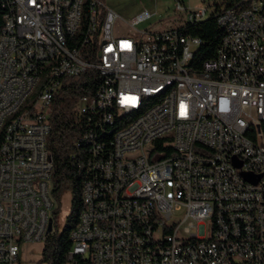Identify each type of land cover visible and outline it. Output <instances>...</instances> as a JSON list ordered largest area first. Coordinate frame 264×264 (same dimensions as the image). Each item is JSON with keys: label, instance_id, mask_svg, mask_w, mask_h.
Wrapping results in <instances>:
<instances>
[{"label": "built area", "instance_id": "built-area-1", "mask_svg": "<svg viewBox=\"0 0 264 264\" xmlns=\"http://www.w3.org/2000/svg\"><path fill=\"white\" fill-rule=\"evenodd\" d=\"M258 1L220 14L218 24H229L230 35L196 71L189 62L200 40L181 26L206 18V7L177 1L178 14L165 27L119 34L117 14L96 0L87 23L93 32L84 34L85 0H6L0 264H15L21 243L42 242L49 233L48 112L61 78L89 68L101 81L75 106L96 115V128L84 139L111 130L127 109H139V116L112 135L107 155L94 161L67 264H264V13ZM148 16L139 15L132 26ZM72 29H80V40L66 48ZM40 61L52 63V79L35 87ZM170 77L180 78L181 87L140 107L141 93ZM218 83H225L223 93H215ZM215 97L223 98V110H216ZM17 103H24V116H16ZM3 119L10 127H2ZM239 131L246 140L238 139ZM102 149L95 142L93 154ZM158 177H166V185H154ZM124 178L132 185L117 193Z\"/></svg>", "mask_w": 264, "mask_h": 264}, {"label": "trees", "instance_id": "trees-1", "mask_svg": "<svg viewBox=\"0 0 264 264\" xmlns=\"http://www.w3.org/2000/svg\"><path fill=\"white\" fill-rule=\"evenodd\" d=\"M251 0H214L211 10L206 18L181 24V31L200 40L189 62L193 70L200 71L206 61L216 57L225 30L218 24V17L227 9L238 10L249 4ZM264 6V0H259ZM207 8V7H206ZM208 9V8H207ZM6 10V0H0V31L3 24V15ZM83 28L88 27V17L91 14L89 7L85 6ZM93 14H96V10ZM102 16L98 18V25ZM79 37L76 35L75 38ZM77 41V40H76ZM76 42H69L75 47ZM101 81L99 73L92 68L86 69L78 75L64 76L56 89L48 112L50 130L47 136V148L53 162L50 195L56 202L60 196L69 191L71 194L70 212L64 225L58 229L56 216L58 204L51 210L52 230L42 241L41 264H67V254L72 245L70 234L79 221L80 213L84 207L82 190L84 183L93 176L94 161L105 157L111 148L112 129H98L94 139L83 138V134L90 128H96L95 112L80 113L76 109L79 97H91ZM90 119H89V118ZM264 137V121L260 126ZM98 142L103 148L96 156L92 148ZM79 261L82 260L78 258ZM87 261V260H84ZM82 262V261H81ZM88 263V262H87ZM81 264H86L82 262Z\"/></svg>", "mask_w": 264, "mask_h": 264}, {"label": "rangeland", "instance_id": "rangeland-1", "mask_svg": "<svg viewBox=\"0 0 264 264\" xmlns=\"http://www.w3.org/2000/svg\"><path fill=\"white\" fill-rule=\"evenodd\" d=\"M183 1L191 9L207 7L208 11L214 0H103L106 6L112 7L119 15L116 30L119 34L135 33L142 30H156L167 25L174 12L176 2ZM211 5V6H208ZM143 13L149 16L142 21L136 22L132 26V21ZM173 24V22H172ZM58 204L56 225L60 229L70 212L71 194L65 191L58 202L54 200V205ZM43 242L31 244L21 243L18 253V261L15 264H41L39 258Z\"/></svg>", "mask_w": 264, "mask_h": 264}, {"label": "bare ground", "instance_id": "bare-ground-1", "mask_svg": "<svg viewBox=\"0 0 264 264\" xmlns=\"http://www.w3.org/2000/svg\"><path fill=\"white\" fill-rule=\"evenodd\" d=\"M17 1V0H9ZM85 6L89 7L91 14L96 10V0H85ZM258 13H264L263 4L258 1ZM225 30L224 36L230 35L229 24H220ZM154 30H149L145 32H153ZM93 24H88L87 30H84V34H92ZM76 35L79 37L75 38ZM80 40V29H72V33L69 36V41H66V48H76L70 47L69 42H77ZM52 79V63L48 61H40V70L37 71V76L35 79V87H43L45 82ZM178 87H181V79L178 77H170L165 79V81L153 88L152 90H147L141 93L140 96V107H148V103L160 102L166 97L171 95L172 91ZM225 91V83H218L215 86V93H223ZM216 110H223V98L215 97ZM25 115L24 103H17L16 116ZM139 116V109H127L117 119V124H113L111 129L113 130L112 135H119L122 132V126L126 125L128 121H133ZM2 127H10V119L2 120ZM239 140H246V131L238 132ZM0 142H5V133H0ZM100 146V144L98 145ZM95 147V145L93 146ZM3 159V145H0V160ZM1 169V161H0ZM132 178H124L117 184V193H125V191L131 187ZM154 185H166V177L154 178ZM75 228V227H74ZM74 231V230H73ZM71 232V234L73 233ZM70 234V235H71Z\"/></svg>", "mask_w": 264, "mask_h": 264}, {"label": "water", "instance_id": "water-1", "mask_svg": "<svg viewBox=\"0 0 264 264\" xmlns=\"http://www.w3.org/2000/svg\"><path fill=\"white\" fill-rule=\"evenodd\" d=\"M51 230H52V220L49 221L48 232H50Z\"/></svg>", "mask_w": 264, "mask_h": 264}, {"label": "crops", "instance_id": "crops-1", "mask_svg": "<svg viewBox=\"0 0 264 264\" xmlns=\"http://www.w3.org/2000/svg\"><path fill=\"white\" fill-rule=\"evenodd\" d=\"M183 2V1H182ZM184 3V2H183ZM185 4V3H184ZM186 5V4H185ZM187 6V5H186ZM109 9H111L112 11H114L116 14H117V16H118V18H119V15H118V13L112 8V7H110V6H107ZM141 14V13H140ZM137 17V16H136ZM119 20V19H118Z\"/></svg>", "mask_w": 264, "mask_h": 264}]
</instances>
